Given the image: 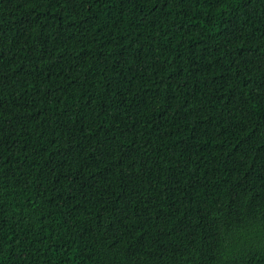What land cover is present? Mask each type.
Masks as SVG:
<instances>
[{
	"label": "trees",
	"instance_id": "trees-1",
	"mask_svg": "<svg viewBox=\"0 0 264 264\" xmlns=\"http://www.w3.org/2000/svg\"><path fill=\"white\" fill-rule=\"evenodd\" d=\"M0 264H264V0H0Z\"/></svg>",
	"mask_w": 264,
	"mask_h": 264
}]
</instances>
